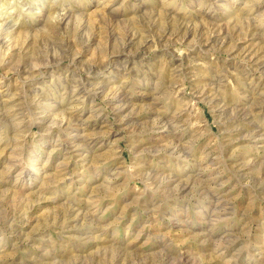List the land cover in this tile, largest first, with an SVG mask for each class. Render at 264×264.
Segmentation results:
<instances>
[{"label": "rangeland", "instance_id": "rangeland-1", "mask_svg": "<svg viewBox=\"0 0 264 264\" xmlns=\"http://www.w3.org/2000/svg\"><path fill=\"white\" fill-rule=\"evenodd\" d=\"M0 264H264V0H0Z\"/></svg>", "mask_w": 264, "mask_h": 264}]
</instances>
